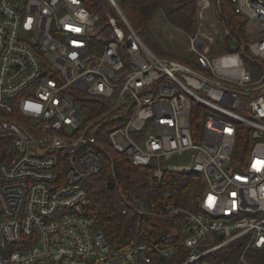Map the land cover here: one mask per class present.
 <instances>
[{
  "label": "built area",
  "instance_id": "2783aa9c",
  "mask_svg": "<svg viewBox=\"0 0 264 264\" xmlns=\"http://www.w3.org/2000/svg\"><path fill=\"white\" fill-rule=\"evenodd\" d=\"M109 1L106 31L86 0H0V264H151L181 246L191 252L179 264H212L211 252L242 237L245 251L263 249L264 0H233L247 47L218 16L213 50L188 34V63L155 53ZM193 103L207 112L199 136ZM239 124L255 142L235 160ZM109 148L155 178L204 183L191 210L120 190L123 215L185 213L182 241L112 249L85 212L86 181Z\"/></svg>",
  "mask_w": 264,
  "mask_h": 264
},
{
  "label": "trees",
  "instance_id": "16d2710c",
  "mask_svg": "<svg viewBox=\"0 0 264 264\" xmlns=\"http://www.w3.org/2000/svg\"><path fill=\"white\" fill-rule=\"evenodd\" d=\"M199 1L173 0L174 4L166 8L162 0H117L121 10L143 41L155 53L167 58L172 57L148 34L147 28L150 21L162 12L168 23L186 34L195 35L198 33L199 26ZM215 1L217 15L227 22L231 32L238 38L239 48H242V45L247 47L249 38L244 30V18L236 12L233 0ZM86 3L90 11L99 16V23L104 24L106 31H109L105 11L116 14L110 1L86 0ZM180 59L188 63L190 57L186 54ZM245 59L248 65L256 62L248 48ZM205 114L207 112L203 106L193 103L191 127L195 136L201 135ZM237 134L235 160L247 158L255 142L253 128L250 126L237 125ZM1 139L2 137L0 142ZM3 152V148L0 147V154ZM109 154L111 159L105 161L103 170L90 176L86 181L88 199L85 212L96 220L97 226L106 236L112 249L117 252L130 251L141 244L148 248H163L182 241L187 236L184 232L187 222L185 213L180 212L168 217L140 216L134 212L123 215L120 190L145 197L149 204L153 201L159 204L169 202L181 209L191 210L202 198L205 190L204 183L195 173L183 174L169 170H164L162 178L158 179L153 176L155 170L153 166L137 167L129 158L111 148H109ZM246 244V237L237 239L211 252L209 259L212 264H239L240 258L244 255L249 264H264V248L245 251ZM190 252L191 249L181 246L177 249L175 256L169 259H155L151 264H179L188 257Z\"/></svg>",
  "mask_w": 264,
  "mask_h": 264
},
{
  "label": "rangeland",
  "instance_id": "374dc122",
  "mask_svg": "<svg viewBox=\"0 0 264 264\" xmlns=\"http://www.w3.org/2000/svg\"><path fill=\"white\" fill-rule=\"evenodd\" d=\"M162 1L163 6L166 8H169L174 4L173 0ZM198 8V33L204 40L210 43V48L213 50L214 46L213 44H211V42L216 37L215 29L217 28L213 27L212 24L218 21L217 3L215 0H200L198 2ZM111 14L116 16V14ZM161 14H158L154 19L150 21L147 28L148 34L169 53L170 57L176 60H180V58L183 55H186L189 50L188 34L180 31L181 29L179 30L177 27L168 23L164 19V15ZM121 26L125 29L124 25L121 24ZM219 27L222 28V25H219ZM210 114L215 113L210 112Z\"/></svg>",
  "mask_w": 264,
  "mask_h": 264
},
{
  "label": "snow or ice",
  "instance_id": "6c2138e0",
  "mask_svg": "<svg viewBox=\"0 0 264 264\" xmlns=\"http://www.w3.org/2000/svg\"><path fill=\"white\" fill-rule=\"evenodd\" d=\"M259 163V162H258Z\"/></svg>",
  "mask_w": 264,
  "mask_h": 264
}]
</instances>
